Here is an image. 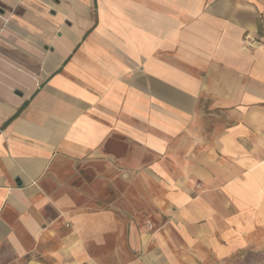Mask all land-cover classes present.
<instances>
[{
	"label": "crops",
	"instance_id": "crops-1",
	"mask_svg": "<svg viewBox=\"0 0 264 264\" xmlns=\"http://www.w3.org/2000/svg\"><path fill=\"white\" fill-rule=\"evenodd\" d=\"M86 161L104 207L62 176ZM263 233L264 0H0V264H199Z\"/></svg>",
	"mask_w": 264,
	"mask_h": 264
},
{
	"label": "rangeland",
	"instance_id": "rangeland-1",
	"mask_svg": "<svg viewBox=\"0 0 264 264\" xmlns=\"http://www.w3.org/2000/svg\"><path fill=\"white\" fill-rule=\"evenodd\" d=\"M65 170L62 176L72 181L74 186L79 185L82 191L87 193V198H82L81 203L90 208L104 207L109 204L112 197L110 186L106 181L96 178L97 173L94 169V164L84 162L80 166L73 168L70 163H66ZM204 261H198L199 264H264V233L259 235L255 241L248 244L244 249L236 252L227 259L211 258Z\"/></svg>",
	"mask_w": 264,
	"mask_h": 264
},
{
	"label": "built area",
	"instance_id": "built-area-1",
	"mask_svg": "<svg viewBox=\"0 0 264 264\" xmlns=\"http://www.w3.org/2000/svg\"><path fill=\"white\" fill-rule=\"evenodd\" d=\"M249 37H250V34H247V35H246V38H249Z\"/></svg>",
	"mask_w": 264,
	"mask_h": 264
}]
</instances>
